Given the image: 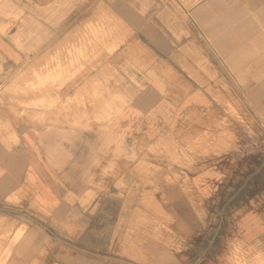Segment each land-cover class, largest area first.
Here are the masks:
<instances>
[{"label": "rangeland", "instance_id": "374dc122", "mask_svg": "<svg viewBox=\"0 0 264 264\" xmlns=\"http://www.w3.org/2000/svg\"><path fill=\"white\" fill-rule=\"evenodd\" d=\"M161 2L171 7L0 0V264H59L74 251L64 248L73 236L54 210L25 203V186L10 184L23 172L8 162L30 132L112 128L111 166L95 174V189L129 210L128 244L140 237L147 264L154 255L162 264H216L232 238L264 246L263 58L255 73L234 71L195 26L198 42L186 45L185 25L166 24L179 50L213 54L208 60L220 65L213 73L160 71L158 60L168 58L149 56L126 21L188 18L185 0ZM105 176L111 183H100Z\"/></svg>", "mask_w": 264, "mask_h": 264}, {"label": "crops", "instance_id": "0c3cea01", "mask_svg": "<svg viewBox=\"0 0 264 264\" xmlns=\"http://www.w3.org/2000/svg\"><path fill=\"white\" fill-rule=\"evenodd\" d=\"M150 1L152 5L149 8L152 9L171 7L161 0ZM185 3V6L181 5L188 10L185 21H178V17L171 15L153 16L151 20L139 16L127 18L126 23L136 33V41L151 49L147 52L149 56L168 58L165 63L158 60L160 71L213 73L220 65L215 59L212 61L215 65L208 60L210 55L213 58V54L189 52L187 48L179 50L178 40L171 37V30L168 38L162 32V26L166 24L185 25L186 45L198 42L197 32L189 28L195 26L234 71L257 72L258 57L263 58L259 65L264 67V0H185ZM218 72H222L221 69ZM259 72H264V69ZM185 82L196 84L194 80ZM18 150V158L10 157L8 164L9 168L15 169V174L17 169L23 172V176H20V181L10 180V184L24 185L27 196L22 199L25 203L39 199L42 208L54 210L53 215L58 217L57 226L65 227L64 232H71L73 236L72 245L64 248L71 246L74 251L71 254L62 252L59 264H147L145 259L150 258L144 257L140 237L133 235L132 245L128 244L129 210L114 209V194L95 189V174L111 166L112 128L108 132L100 130L93 134L85 131L30 132L24 136ZM14 176L11 174L9 177ZM103 181L100 183H111L106 176ZM36 189L39 197H35L38 194ZM183 243L180 242V246ZM218 259L216 264L221 262ZM158 260L154 255L152 264H162ZM176 260L166 263L193 264L189 258Z\"/></svg>", "mask_w": 264, "mask_h": 264}, {"label": "clouds", "instance_id": "9594fccd", "mask_svg": "<svg viewBox=\"0 0 264 264\" xmlns=\"http://www.w3.org/2000/svg\"><path fill=\"white\" fill-rule=\"evenodd\" d=\"M222 264H264V246H248L244 240L232 238L226 241L225 252L219 258Z\"/></svg>", "mask_w": 264, "mask_h": 264}]
</instances>
